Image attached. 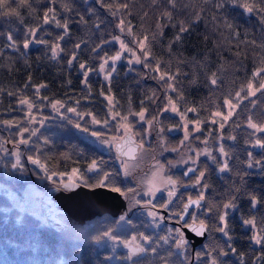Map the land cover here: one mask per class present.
Masks as SVG:
<instances>
[{"label": "trees", "instance_id": "obj_1", "mask_svg": "<svg viewBox=\"0 0 264 264\" xmlns=\"http://www.w3.org/2000/svg\"><path fill=\"white\" fill-rule=\"evenodd\" d=\"M137 42L139 62H106L119 43ZM262 85L264 0H0V264H264ZM230 100L237 105L219 122L214 113ZM179 114L198 125L185 139ZM124 123L151 151L147 123L175 152L201 151L187 177L167 152L173 190L137 198L166 210L162 226L131 204L122 226L103 214L58 233L12 205L22 176L45 177V187L71 177L104 185L129 204L145 170L124 176L112 146L91 139L118 138ZM196 196L204 202L187 220L206 224L207 235L192 253L188 242L177 247L173 221ZM106 233L141 240L144 253L113 251Z\"/></svg>", "mask_w": 264, "mask_h": 264}, {"label": "rangeland", "instance_id": "obj_2", "mask_svg": "<svg viewBox=\"0 0 264 264\" xmlns=\"http://www.w3.org/2000/svg\"><path fill=\"white\" fill-rule=\"evenodd\" d=\"M135 46L138 48L130 49L127 48L126 45L119 43L118 52L114 55L110 56L106 62H115L117 60H121L122 58L129 63H137L140 60V54L139 51L143 50V43L137 42ZM139 55V57H138ZM119 57L118 59H114L115 57ZM105 68V63L99 67L101 71H103ZM247 92L248 95H252L255 92V88H253L251 85L247 86L246 89L243 90ZM241 93H237L235 98L240 97ZM243 96V95H242ZM237 103L236 101H228L226 103L225 112H217L214 113V116L219 122H224L228 119V117L232 114L234 108L236 107ZM166 109L171 112H176V110L173 107V104L171 101L167 102ZM180 115V114H179ZM181 129L180 132L183 134L184 139L188 138V131L191 129L192 131H195L198 129V125L193 121L192 119L187 118L185 115L181 114ZM140 121L143 119L139 118ZM148 127H150L149 132H146L147 140L149 141L148 137L152 134H154V138L156 140V146L154 150H149L144 147V145L141 143L138 156H136L135 159L126 160V159H117L120 163L122 172L124 176H130L132 169H136L135 171H138L140 169L145 170V172H138V177L135 178L138 185V191L135 192L132 196L131 201L129 202V206L131 204H138V206L149 216V223L150 226L153 228L162 226L163 224V214L162 212L158 210L152 209V207L148 206L145 203L139 202L137 198L139 196L141 197H152L155 196L161 192L164 194L171 193L173 190L174 181L168 177L166 174L165 164L163 161V157L167 152H173L175 153V158L169 160V166H172L176 169H182L185 170L186 166L191 165L190 163H194L196 161L199 154H201V151L196 150L194 147H190L188 151L179 152L176 150L175 147H169L166 146L164 142H160V135L159 132L155 130L152 131L151 124H146ZM131 127L127 126L125 123L121 126L122 134H124L128 129ZM173 132L178 131V128H171ZM91 139L94 142H97L98 144L102 145L104 143L105 145H111L113 146L114 142L118 138L114 139H106L105 141H99L96 135H92ZM179 147V146H177ZM17 149L15 148L14 153H16ZM204 154V149H203ZM132 168V169H131ZM74 176L71 173L67 175V177ZM24 181L22 186L19 190H13L10 192V199L12 205L19 207L22 210H27L32 213H34L37 216H40L42 219H45L43 214V209L40 206L41 202V196L44 192V189L47 187L42 186L43 181H46L47 179L45 177L42 178H28L25 176H22ZM142 177V179H141ZM73 178V177H71ZM140 181V183H139ZM172 187V188H171ZM129 210V209H128ZM127 210V211H128ZM129 212V211H128ZM126 213H123L118 218V225L122 226L125 221ZM123 217V219H121ZM207 235V234H206ZM167 239L166 237H163V241L165 242ZM104 241L108 244V246L115 251L118 248H123L125 244L133 243L135 245H141V240H134V239H128L125 241H118L117 239L111 237L109 234L106 235ZM147 242V240H146ZM196 248V247H195ZM125 249V248H123ZM126 250V249H125ZM195 250V249H194ZM127 251V250H126ZM192 251V248H191ZM128 252V251H127ZM194 252V251H193ZM144 250L139 252L136 255L143 254ZM129 256H135V254L128 253Z\"/></svg>", "mask_w": 264, "mask_h": 264}, {"label": "water", "instance_id": "obj_3", "mask_svg": "<svg viewBox=\"0 0 264 264\" xmlns=\"http://www.w3.org/2000/svg\"><path fill=\"white\" fill-rule=\"evenodd\" d=\"M34 45V42H32ZM141 143L137 141L131 130H127L113 144L112 151L116 158L134 159ZM193 172L188 167L184 172L187 177ZM195 202V203H193ZM203 197H192L185 200L178 217L179 236L177 245L183 247L187 239L192 248L201 245L207 234V226L202 222L191 220L185 224L189 212L197 210L203 204ZM40 206L43 209L47 224L56 232L62 233L75 224H84L86 221L105 213L117 217L127 207L125 196L120 191L104 185L87 186L75 179H66L58 185H49L41 196ZM130 254H137L141 246L133 243L124 245Z\"/></svg>", "mask_w": 264, "mask_h": 264}, {"label": "snow or ice", "instance_id": "obj_4", "mask_svg": "<svg viewBox=\"0 0 264 264\" xmlns=\"http://www.w3.org/2000/svg\"><path fill=\"white\" fill-rule=\"evenodd\" d=\"M247 7V6H246ZM248 11H252V8L251 7H248ZM182 31L184 30V29H181ZM25 47H27V45H25ZM119 57L117 56V57H115L114 59H118ZM81 67H83V65H81ZM213 83H215V81H213ZM262 87H264V85H262ZM22 103H24V101H22ZM69 111H75V109H69ZM140 118L141 119H143L144 117H143V114L141 113L140 114ZM97 123H98V121H97ZM77 127H79V125H77ZM253 127H255L254 125H253ZM93 135H96V133H93ZM258 143H259V141H258ZM91 167H93V168H95L96 167V165H95V162H93V165L91 166ZM115 191H119V189H114ZM193 203H195V202H193ZM227 207V206H226ZM121 219H123V217H121ZM221 231H223V229H221ZM105 235H107V233L105 234ZM257 243H259V240L257 241ZM142 251V250H141ZM134 254V253H133Z\"/></svg>", "mask_w": 264, "mask_h": 264}, {"label": "flooded vegetation", "instance_id": "obj_5", "mask_svg": "<svg viewBox=\"0 0 264 264\" xmlns=\"http://www.w3.org/2000/svg\"><path fill=\"white\" fill-rule=\"evenodd\" d=\"M122 193H123V192H122ZM123 195H124V193H123ZM124 196H125V195H124ZM125 198H126V201H127V207H126V209L124 210L123 213H126V216H127L128 211H129V210H128V208H129V204H128V198H127L126 196H125ZM127 210H128V211H127ZM123 213H122V214H123ZM162 214H163V212H162ZM164 214H165V213H164ZM120 215H121V214H120ZM126 216H125V217H126ZM162 216H163V215H162ZM163 220H164V218H163ZM173 222H174L175 225L177 224V232H178V228L180 227L179 224H178V219H177L176 221L174 220ZM182 248H183V247H182Z\"/></svg>", "mask_w": 264, "mask_h": 264}]
</instances>
